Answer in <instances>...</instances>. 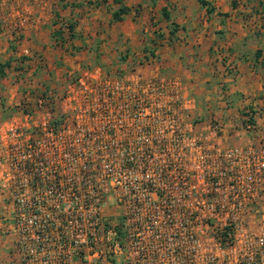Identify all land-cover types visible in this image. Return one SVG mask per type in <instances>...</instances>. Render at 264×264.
<instances>
[{
  "label": "built area",
  "instance_id": "obj_1",
  "mask_svg": "<svg viewBox=\"0 0 264 264\" xmlns=\"http://www.w3.org/2000/svg\"><path fill=\"white\" fill-rule=\"evenodd\" d=\"M162 82L86 76L61 108L23 103L0 139L16 264H264V143L222 147L217 120L200 139ZM168 88L172 108L159 101Z\"/></svg>",
  "mask_w": 264,
  "mask_h": 264
},
{
  "label": "crops",
  "instance_id": "obj_2",
  "mask_svg": "<svg viewBox=\"0 0 264 264\" xmlns=\"http://www.w3.org/2000/svg\"><path fill=\"white\" fill-rule=\"evenodd\" d=\"M205 1L210 6L199 0H124L127 12L115 21L120 5L114 0H0V139L13 122H23V103L38 114L39 100L51 97L61 108L80 79L90 76L100 86L115 76L132 87L158 78L174 83L189 108L183 121L201 114L208 129L206 117L213 114L224 126L216 140L222 147L264 143V0ZM148 32L163 35L165 52L133 67L147 55L142 50ZM231 63L234 73L228 71ZM171 89L159 99L167 108L173 107ZM197 100L205 109H197ZM248 111L256 114V132L243 126ZM5 159L0 141V165ZM7 208L0 201V264L9 261L3 262L17 242Z\"/></svg>",
  "mask_w": 264,
  "mask_h": 264
},
{
  "label": "rangeland",
  "instance_id": "obj_3",
  "mask_svg": "<svg viewBox=\"0 0 264 264\" xmlns=\"http://www.w3.org/2000/svg\"><path fill=\"white\" fill-rule=\"evenodd\" d=\"M90 5H95L97 7L99 5V3L98 2H91ZM143 37L147 41H144L146 46H145V44L143 45L144 48L142 50V53L143 54L146 53L147 55L144 54V56H142V58H140L139 60L136 61V64L131 63V64H134V65H132L133 67H135L137 64H139V66H147L152 61V59L156 58L157 56L160 59L161 55H163V52H165L164 50L166 49V47H165V49L163 50L164 45H166L168 43V42L165 41L164 38H162L163 37L162 34H157V33H153L152 34V37H156L158 39L155 43L153 42L152 37H150V32H148L146 34L143 33ZM122 45H123V43L120 44L121 47H122ZM112 46H113V44H112ZM124 46H126V44H124L123 47ZM181 63H182V61H181ZM183 64H185V63H183ZM232 66L234 67V64L231 63L229 65V67H228V71L234 73V68H232ZM186 68L188 70L189 69L192 70V68L189 67V66H186ZM166 71H168V69ZM163 76H164L163 77V79H164L166 75H163ZM193 76H196L194 71H193ZM176 78H178V77H176ZM158 79H161V78H158ZM158 79H155V80H158ZM172 79L175 80L174 77ZM177 81H179V80H177ZM158 82H162V80H158ZM162 83H165V81H163ZM179 92H180L179 93V97L181 98L182 97L181 91L179 90ZM162 93L164 94V92H162ZM165 96L166 95L164 94L163 97H165ZM198 107H199V109L200 108L201 109H203V108L205 109V104H202V101L199 104V101L197 100V109H198ZM206 118H208L209 121L208 120L207 121L210 122V121H214L216 117L213 114H207ZM203 120H204V118H203V116L201 114H194V116L192 117V119L190 121L191 125L193 124L192 127H193V132L195 133L194 135H196L198 137L200 136V139H204L205 137H208V135H209V134H204V133H206V131H208V129H206L205 126L203 127ZM130 156H134V157L135 156H140L142 164H145L146 162H149L150 159H151L150 155H130ZM166 156L167 155H165V157ZM12 252H14V250H12L10 254L6 253V256H8V259L6 258V260H3V262L8 261V260L9 261L6 262L5 264H16V260H15V257L13 256Z\"/></svg>",
  "mask_w": 264,
  "mask_h": 264
},
{
  "label": "trees",
  "instance_id": "obj_4",
  "mask_svg": "<svg viewBox=\"0 0 264 264\" xmlns=\"http://www.w3.org/2000/svg\"><path fill=\"white\" fill-rule=\"evenodd\" d=\"M115 3H117L118 5H120V8L118 9V11H116L113 15V19L115 21H121L122 20V16L127 12L126 8L123 6V1L124 0H114ZM201 5L204 6V7H208L210 6V3H208L207 1L205 0H199ZM213 10L212 9H209V12L211 13ZM165 16L168 17V15L164 12ZM169 18V17H168ZM177 30V27L174 26L172 27V31H171V35L174 36L175 35V32ZM0 69H1V66H0Z\"/></svg>",
  "mask_w": 264,
  "mask_h": 264
}]
</instances>
